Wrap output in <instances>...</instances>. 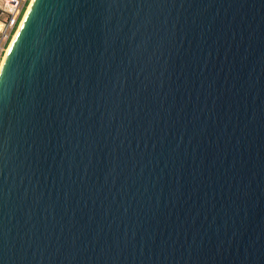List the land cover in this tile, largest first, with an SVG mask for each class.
I'll list each match as a JSON object with an SVG mask.
<instances>
[{
    "label": "water",
    "instance_id": "obj_1",
    "mask_svg": "<svg viewBox=\"0 0 264 264\" xmlns=\"http://www.w3.org/2000/svg\"><path fill=\"white\" fill-rule=\"evenodd\" d=\"M0 264H264V0H36L0 70Z\"/></svg>",
    "mask_w": 264,
    "mask_h": 264
},
{
    "label": "built area",
    "instance_id": "obj_2",
    "mask_svg": "<svg viewBox=\"0 0 264 264\" xmlns=\"http://www.w3.org/2000/svg\"><path fill=\"white\" fill-rule=\"evenodd\" d=\"M31 0H0V65Z\"/></svg>",
    "mask_w": 264,
    "mask_h": 264
},
{
    "label": "bare ground",
    "instance_id": "obj_3",
    "mask_svg": "<svg viewBox=\"0 0 264 264\" xmlns=\"http://www.w3.org/2000/svg\"><path fill=\"white\" fill-rule=\"evenodd\" d=\"M32 3H33V0H31L30 3H29V5H28V8H27V10H26V12H25V14H24V16H23V18H22V21H21V23H20V25H19V27H18L16 33L14 34V36H13L11 42H10V46H9V48H8L7 51H6V54H5V56H4V59H5L7 53H8V51H9V49H10V47H11V45H12L14 39H15V37H16V35H17L19 29L21 28V26H22V24H23V22H24V20H25V18H26V16H27V14H28V12H29L31 6H32ZM4 59H2V63H1V65H0V70H1L2 64H3V62H4Z\"/></svg>",
    "mask_w": 264,
    "mask_h": 264
},
{
    "label": "snow or ice",
    "instance_id": "obj_4",
    "mask_svg": "<svg viewBox=\"0 0 264 264\" xmlns=\"http://www.w3.org/2000/svg\"><path fill=\"white\" fill-rule=\"evenodd\" d=\"M36 0H33V4H35Z\"/></svg>",
    "mask_w": 264,
    "mask_h": 264
}]
</instances>
